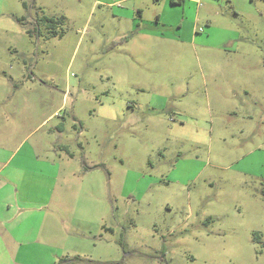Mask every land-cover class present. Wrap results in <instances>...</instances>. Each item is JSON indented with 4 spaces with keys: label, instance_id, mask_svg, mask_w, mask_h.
Wrapping results in <instances>:
<instances>
[{
    "label": "rangeland",
    "instance_id": "1",
    "mask_svg": "<svg viewBox=\"0 0 264 264\" xmlns=\"http://www.w3.org/2000/svg\"><path fill=\"white\" fill-rule=\"evenodd\" d=\"M0 187V264H264V0H0Z\"/></svg>",
    "mask_w": 264,
    "mask_h": 264
},
{
    "label": "trees",
    "instance_id": "2",
    "mask_svg": "<svg viewBox=\"0 0 264 264\" xmlns=\"http://www.w3.org/2000/svg\"><path fill=\"white\" fill-rule=\"evenodd\" d=\"M171 1H172V3H177V4L182 2V0H171ZM41 21L44 22L45 24H47L48 28H50V25H52V23H55L56 20L52 19V18H48V17H43ZM58 21L62 22V19H58ZM51 34L57 35V33L55 31L51 32ZM258 236L259 235L257 233H255V239L256 240H258V238H259Z\"/></svg>",
    "mask_w": 264,
    "mask_h": 264
},
{
    "label": "crops",
    "instance_id": "3",
    "mask_svg": "<svg viewBox=\"0 0 264 264\" xmlns=\"http://www.w3.org/2000/svg\"><path fill=\"white\" fill-rule=\"evenodd\" d=\"M186 1H193V0H185V2H186ZM183 3H184V0H182V2L179 3V4H183ZM175 4L178 5L177 3H174V5H175ZM0 188H1V187H0Z\"/></svg>",
    "mask_w": 264,
    "mask_h": 264
}]
</instances>
